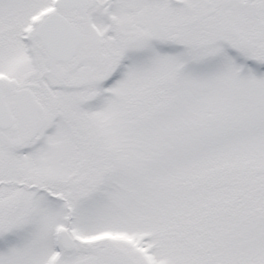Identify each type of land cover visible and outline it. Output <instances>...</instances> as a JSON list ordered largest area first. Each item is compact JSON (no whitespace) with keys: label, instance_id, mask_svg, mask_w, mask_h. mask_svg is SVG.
<instances>
[{"label":"snow or ice","instance_id":"obj_1","mask_svg":"<svg viewBox=\"0 0 264 264\" xmlns=\"http://www.w3.org/2000/svg\"><path fill=\"white\" fill-rule=\"evenodd\" d=\"M0 264H264V0H0Z\"/></svg>","mask_w":264,"mask_h":264}]
</instances>
